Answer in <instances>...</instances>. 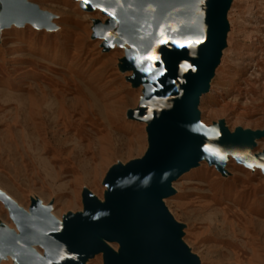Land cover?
Here are the masks:
<instances>
[{
	"label": "rangeland",
	"instance_id": "374dc122",
	"mask_svg": "<svg viewBox=\"0 0 264 264\" xmlns=\"http://www.w3.org/2000/svg\"><path fill=\"white\" fill-rule=\"evenodd\" d=\"M32 3L54 17L56 29L1 31L0 192L29 217L34 205L51 208L63 225L83 214L84 193L104 205L108 172L146 153L148 125L126 114L147 96V86L129 84L131 73L119 66L122 48L102 52L91 26L103 23L104 14L83 12L75 0ZM226 10L223 50L200 97L199 122L206 129L222 125L229 135L260 133L250 151L258 154L264 151V0H227ZM224 169L200 162L171 184L175 192L163 208L182 226L181 245L196 264H264V173L230 158ZM0 226L19 233L1 202ZM86 264L104 262L97 255Z\"/></svg>",
	"mask_w": 264,
	"mask_h": 264
},
{
	"label": "water",
	"instance_id": "95a60500",
	"mask_svg": "<svg viewBox=\"0 0 264 264\" xmlns=\"http://www.w3.org/2000/svg\"><path fill=\"white\" fill-rule=\"evenodd\" d=\"M81 6L103 8L112 18L93 29L94 36L105 38L106 47L117 36L121 43L134 42L122 68L140 65L134 80H148L147 96L129 113L147 122L148 149L141 159L108 172L103 206L84 193L83 214L68 217L62 226L47 225L48 208L34 205L27 217L0 196L19 231L18 242L8 237L6 248H43L41 262L27 256L21 264H80L84 256L102 250L93 238L97 235L120 244L118 257L106 252L104 264H196L176 240L177 225L158 202L170 194L168 183L187 171L197 155L220 170L221 155L227 153L264 173V154L252 159L246 153L260 133L236 130L229 135L222 125L206 129L198 124V97L207 91L223 46L227 0H89ZM23 22L46 27L48 16L25 0H0V28ZM149 54L156 59L137 62ZM149 63L152 71H142Z\"/></svg>",
	"mask_w": 264,
	"mask_h": 264
},
{
	"label": "bare ground",
	"instance_id": "6f19581e",
	"mask_svg": "<svg viewBox=\"0 0 264 264\" xmlns=\"http://www.w3.org/2000/svg\"><path fill=\"white\" fill-rule=\"evenodd\" d=\"M82 2H83V0H75V3L78 5V7L80 8V10H82L83 12H86V13H90V12H92V11H94V10H97V11H99V12H101L102 13V11L99 9V8H97L96 6H93L92 8H90V9H83L82 8V6H81V4H82ZM25 3L26 4H28L29 6H33V7H35L38 11H40L39 9H38V7L35 5V4H33L32 3V0H25ZM40 12H43V11H40ZM226 12H227V10H226ZM226 12H225V17H226ZM47 14V13H46ZM103 14V13H102ZM47 16H48V25L46 26V27H41V26H34V25H32L31 23H29V22H23L22 24H20V25H16V24H14V23H10L7 27H3V28H0V35H1V31L2 30H5V29H8V28H10V27H15V28H22L24 25H28V26H30L31 28H33V29H36V30H42V29H45V30H47V31H49V30H52V29H56V27H55V25L52 23V19L54 18L52 15H50V14H47ZM105 21L103 22V23H100V22H98V21H92V26H91V31L93 32V29H94V27H95V25L96 24H98L100 27H105L106 26V23H108V22H111L112 21V18H110L109 16H106L105 15ZM14 28V29H15ZM225 32H227V31H225ZM225 35L223 36V41H225ZM99 40L101 41L100 42V48H101V50H102V52H108L109 50H111V49H115V48H122L123 49V52H124V57H123V59L120 61V64H119V66L122 68V66H123V64H124V62L127 60V58H128V56H127V52L128 51H130V49L131 48H133L134 47V42H124V43H121L120 42V38H119V36H117L116 37V39H115V41H114V43L110 46V47H106L105 45H104V42H105V38L104 37H102V38H99ZM13 43H15L14 44V47H13V50L14 49H16V48H18V46H19V43L18 42H13ZM222 50H223V47L220 49V52H219V56H218V58H217V61H216V64L214 65V67L212 68V73H211V75H210V77L208 78V80H207V82H206V85H207V91L206 92H208V90H209V86H210V80L212 79V77H213V75H214V70L216 69V67H217V65H218V63H219V60H220V56H221V52H222ZM17 59H15L14 61H16ZM140 65H138V66H135V67H133V68H131V69H128V70H125V71H123V72H130L131 73V75H128L129 77H127L126 79L128 80V82H129V84H131V86H133V87H138V86H141V85H146L147 83H148V80H147V78H143V79H141V80H139V81H135L134 80V76H135V74L136 73H138V71H139V69H140ZM86 93H88V96L90 97V99H91V101H93L95 104H97V103H99V99H98V97H97V95H95V94H91L87 89H86ZM202 95H204V94H201L199 97H198V101H197V105H196V112H197V114H198V124L200 125V122H199V112H198V110H197V107H198V104H199V100H200V97L202 96ZM63 101V100H62ZM74 101V100H73ZM92 102V103H93ZM72 104V103H71ZM57 105V104H56ZM61 106H62V104H60ZM77 105H78V103H77ZM85 105V104H84ZM54 106V105H53ZM59 106V105H58ZM63 106H64V104H63ZM86 106V105H85ZM91 106V105H90ZM77 107V106H76ZM92 107V106H91ZM63 108H65V107H63ZM79 108V107H78ZM87 108V107H86ZM97 108H99V107H97ZM62 109V107H58V110L60 111ZM83 110H84V108H82ZM101 108H99V112H102V110H100ZM54 110V109H53ZM52 110V111H53ZM56 110V109H55ZM74 110V109H73ZM72 110V111H73ZM77 110V109H76ZM51 111V112H52ZM57 111V110H56ZM55 113V112H54ZM129 113L130 112H127V114H126V116L127 117H129ZM56 115V114H55ZM57 117V116H56ZM102 120H104L105 122H106V124L108 125V120L106 119V117H105V114L103 113V116H102V118H101ZM136 121H138V122H140V123H143V124H145V125H148L147 124V122L145 121V120H143V119H140V120H138V119H135ZM103 123V122H102ZM253 133V132H252ZM108 136V135H107ZM99 139H101L100 137H99ZM99 139H96V140H98L99 141ZM106 139V138H105ZM104 140V137L102 138V141ZM98 141H96L97 142V144H92V146L94 147V149H96V150H100L101 149V146H102V141L100 140V143L98 142ZM254 145H256L255 144V140L254 141H252L251 142V147L246 151V153L252 158V159H255L256 157H258V156H260V155H263L264 154V151H262L261 153H258V154H251L250 153V151H251V149L254 147ZM231 159V160H233L234 161V163H237V161H236V159L233 157V156H231L230 154H227V153H225V154H222L221 155V159H222V167H221V169L219 170V171H221V172H224L225 171V169H224V166L226 165V162H227V160L228 159ZM205 162V163H207V164H209L208 163V161L204 158V157H202V156H200V155H197L196 156V159L192 162V166H190L189 168H188V170L187 171H185V172H183V173H181V174H179V175H177L171 182H169L168 183V189H169V195H167V196H165V197H163V198H160L159 200H158V202H159V204L160 205H162V206H164L163 205V201L162 200H164V199H167V198H169L170 196H172L173 194H174V189L172 188V183L174 182V181H176L181 175H183V174H185V173H187V172H189L190 170H192L193 168H195V167H197L198 165H199V163L200 162ZM239 164H241V163H239ZM241 165H243V164H241ZM263 165H264V161H263ZM211 166L212 167H214L215 169H216V166L214 165V164H211ZM246 168H248V169H254V166L252 165V164H246V165H244ZM258 170L259 171H262V169L259 167L258 168ZM0 196H2L5 200H7L8 202H10L13 206H15V204L6 196V195H4L2 192H0ZM1 203H2V201H0ZM99 204L101 205V206H103V203L102 202H100L99 201ZM15 208H16V210L18 211V212H20V213H22V215H24V216H27V217H29L28 216V214L27 213H24V212H21L20 211V209H18V207L17 206H15ZM7 210H8V208H7ZM41 211L43 210V209H40ZM49 210V212H47V215H46V223H47V225L48 226H50V227H53L54 225H59V226H62V224H61V222H59V221H57L55 218H54V216L52 215V214H50V210H51V208H49L48 209ZM9 212V211H8ZM173 221V220H172ZM176 224V223H175ZM177 225V235L175 236V238H176V240L180 243V244H183L182 243V241H181V238H182V235H183V233H182V226L181 225H179L178 223L176 224ZM8 237H10L12 240H13V242L14 243H17L18 242V238H19V233L16 231V233H14V232H12V231H10L9 229H7L5 226H0V261H2V260H4V261H8L9 260V258H12L14 261H17V260H20V259H25L27 256H34L35 257V259H36V261L39 263V262H41L42 261V259H43V254L44 253H41V254H38V253H36L35 251H34V249L35 248H41L39 245H28V246H26L25 248H23L21 251H15L13 248H6V244L8 243L7 241H8ZM93 238H94V240L102 247V250H100V251H98V252H95V253H93V254H91L90 256H84L82 259H81V261H80V264H86V262L88 261V260H91L94 256H97V255H100L101 256V258H103V256H104V254L106 253V252H109V253H111L114 257H118V253H119V251H120V244L117 242V241H114V242H108V241H106V240H104V239H102L101 237H99V236H97V235H95V236H93ZM109 245H114L117 249L116 250H112V249H110L109 247ZM187 247H185V249H186ZM42 250H43V248H41ZM44 251V250H43ZM186 252L189 254V255H191V253L189 252V250L188 249H186ZM4 261H2V262H4ZM2 262L0 263V264H2Z\"/></svg>",
	"mask_w": 264,
	"mask_h": 264
},
{
	"label": "snow or ice",
	"instance_id": "6c2138e0",
	"mask_svg": "<svg viewBox=\"0 0 264 264\" xmlns=\"http://www.w3.org/2000/svg\"><path fill=\"white\" fill-rule=\"evenodd\" d=\"M83 3H84L85 5H87V4L89 3V0H83ZM101 11H104V9L101 8ZM160 42H161V43H164V40L162 39ZM201 42H202V41H200V40L195 41V43H201ZM176 43H177V47H181V46H182L179 42H176ZM155 59H156L155 56H153L152 54H149V55H147V56L137 57V62H138V63H141V62H143V61H145V60H148V61H154ZM181 67H185V65H181ZM142 71L151 72V71H152V64L149 63V65H148L147 68H142ZM163 71H164V69L161 67V68H160V73H163Z\"/></svg>",
	"mask_w": 264,
	"mask_h": 264
}]
</instances>
